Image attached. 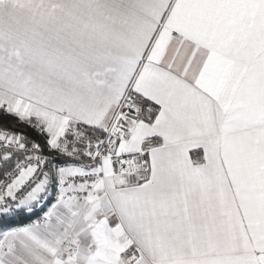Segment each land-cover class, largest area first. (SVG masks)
<instances>
[{"label":"snow or ice","instance_id":"snow-or-ice-1","mask_svg":"<svg viewBox=\"0 0 264 264\" xmlns=\"http://www.w3.org/2000/svg\"><path fill=\"white\" fill-rule=\"evenodd\" d=\"M0 264H264V0H0Z\"/></svg>","mask_w":264,"mask_h":264}]
</instances>
